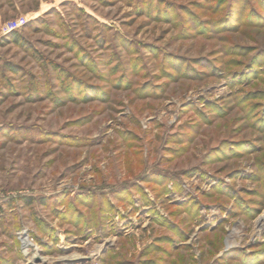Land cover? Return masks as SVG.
Returning a JSON list of instances; mask_svg holds the SVG:
<instances>
[{"label":"rangeland","instance_id":"1","mask_svg":"<svg viewBox=\"0 0 264 264\" xmlns=\"http://www.w3.org/2000/svg\"><path fill=\"white\" fill-rule=\"evenodd\" d=\"M35 253L264 264V0H0V264Z\"/></svg>","mask_w":264,"mask_h":264},{"label":"bare ground","instance_id":"2","mask_svg":"<svg viewBox=\"0 0 264 264\" xmlns=\"http://www.w3.org/2000/svg\"><path fill=\"white\" fill-rule=\"evenodd\" d=\"M22 240H23L22 241L23 245L28 244L26 237L22 236ZM96 252L93 254V256L96 254ZM91 257H92V255H91ZM45 263H46V259L43 258L41 255L36 254V253L32 255V258L30 260V264H45Z\"/></svg>","mask_w":264,"mask_h":264},{"label":"built area","instance_id":"3","mask_svg":"<svg viewBox=\"0 0 264 264\" xmlns=\"http://www.w3.org/2000/svg\"><path fill=\"white\" fill-rule=\"evenodd\" d=\"M24 22H25V19H18V20L16 19V20L12 21V23H11L12 25H10L7 28L8 29H13L15 27H18V26L22 25ZM22 236L26 237V239H27V236L24 233L22 234ZM22 236H21V241H22ZM27 241H28V244L25 247H28V245L30 244L28 239H27ZM22 245H23V243H22Z\"/></svg>","mask_w":264,"mask_h":264}]
</instances>
